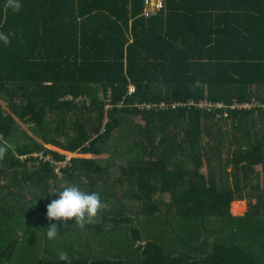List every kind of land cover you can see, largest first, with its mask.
I'll return each instance as SVG.
<instances>
[{
    "label": "trees",
    "instance_id": "1",
    "mask_svg": "<svg viewBox=\"0 0 264 264\" xmlns=\"http://www.w3.org/2000/svg\"><path fill=\"white\" fill-rule=\"evenodd\" d=\"M165 1L0 0V264H264V0Z\"/></svg>",
    "mask_w": 264,
    "mask_h": 264
},
{
    "label": "clouds",
    "instance_id": "2",
    "mask_svg": "<svg viewBox=\"0 0 264 264\" xmlns=\"http://www.w3.org/2000/svg\"><path fill=\"white\" fill-rule=\"evenodd\" d=\"M8 35L0 32V41L7 42ZM3 149H0L2 152ZM49 189V193H52ZM104 207V201L101 196L94 191H85L78 184L69 183L56 193V198L47 205L46 216L50 225L44 229L46 238L51 242L58 236V224L66 226L67 222L75 218V225L83 226L90 222L98 213L99 209ZM58 259L67 261L68 256L64 251L58 253Z\"/></svg>",
    "mask_w": 264,
    "mask_h": 264
},
{
    "label": "built area",
    "instance_id": "3",
    "mask_svg": "<svg viewBox=\"0 0 264 264\" xmlns=\"http://www.w3.org/2000/svg\"><path fill=\"white\" fill-rule=\"evenodd\" d=\"M145 16L147 18H152L154 16L159 15L160 12H162L163 10L166 9L167 4L165 0H145ZM135 89L134 87L131 86L130 88V92H134ZM183 103L180 104H175L173 107H177V106H183ZM190 106H194L200 109H208V111H210V109L212 107H217V108H224L226 107L224 104H213L208 100H201L199 102H190L189 103ZM149 107H151V105H148ZM154 106H158V105H154ZM163 108H167L169 107V105H167L166 103H162L161 105H159ZM256 106H258V102L257 101H253V102H249V103H245V104H236L234 106H232V108L236 109V108H242V109H253ZM37 156H39L41 158V160L47 161V160H52L51 156H46L44 153H40V154H36ZM69 161V158L67 159L66 162L64 163H57L54 162V166L56 168V172L59 173L60 172V168L64 167L67 162ZM59 171V172H58Z\"/></svg>",
    "mask_w": 264,
    "mask_h": 264
},
{
    "label": "crops",
    "instance_id": "4",
    "mask_svg": "<svg viewBox=\"0 0 264 264\" xmlns=\"http://www.w3.org/2000/svg\"><path fill=\"white\" fill-rule=\"evenodd\" d=\"M249 208V206H246V210ZM86 247L85 248H83V249H81V251H77L73 256L74 257H79V255H80V253H81V255L82 256H84L85 258H88V257H90L89 256V254L86 252ZM83 250H85V251H83ZM114 253V252H113ZM86 254V255H85ZM124 255H127V253H123ZM123 256V255H122ZM124 257V256H123Z\"/></svg>",
    "mask_w": 264,
    "mask_h": 264
},
{
    "label": "rangeland",
    "instance_id": "5",
    "mask_svg": "<svg viewBox=\"0 0 264 264\" xmlns=\"http://www.w3.org/2000/svg\"><path fill=\"white\" fill-rule=\"evenodd\" d=\"M140 118H138V120H139ZM51 148H53V147H51ZM75 156H77V155H75ZM78 156H80V155H78ZM59 172V171H58ZM239 206H242V204L241 203H239ZM245 206H248V202L246 201V204H245ZM248 208V207H247ZM248 210V209H247ZM247 210H245V211H243V212H237L236 210H235V206H233V211H234V213L235 214H243V213H245V212H247Z\"/></svg>",
    "mask_w": 264,
    "mask_h": 264
}]
</instances>
